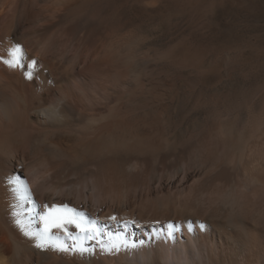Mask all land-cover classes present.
<instances>
[{
    "label": "bare ground",
    "instance_id": "1",
    "mask_svg": "<svg viewBox=\"0 0 264 264\" xmlns=\"http://www.w3.org/2000/svg\"><path fill=\"white\" fill-rule=\"evenodd\" d=\"M129 1L0 0V57L16 44L24 52L19 68L0 62V264H264V118L209 115L172 130L157 96L144 100L154 94L145 73L108 54L109 20ZM160 164V190L132 193ZM45 205L96 221L103 242L143 245L107 254L82 239L93 254L38 250L28 232L43 229Z\"/></svg>",
    "mask_w": 264,
    "mask_h": 264
},
{
    "label": "rangeland",
    "instance_id": "2",
    "mask_svg": "<svg viewBox=\"0 0 264 264\" xmlns=\"http://www.w3.org/2000/svg\"><path fill=\"white\" fill-rule=\"evenodd\" d=\"M129 4L126 15L114 24L109 20L108 54L123 68L129 55L134 69L151 75H141L154 93L151 97L146 93L144 100L152 103L157 96V107L172 120V130L180 124L188 129L209 115L238 121L264 118V0H130ZM89 79L87 93L98 96V80ZM233 129L239 131L241 126ZM205 139L200 137L199 142ZM161 165L156 166V176L151 171L142 174L145 179L140 175L130 185L132 193L146 196L160 190L165 173Z\"/></svg>",
    "mask_w": 264,
    "mask_h": 264
},
{
    "label": "snow or ice",
    "instance_id": "3",
    "mask_svg": "<svg viewBox=\"0 0 264 264\" xmlns=\"http://www.w3.org/2000/svg\"><path fill=\"white\" fill-rule=\"evenodd\" d=\"M23 49L19 44H16L8 51L9 58L0 57V62L4 63L9 68H19L21 67V62L23 59ZM13 185L20 184L22 182L18 180L10 181ZM19 189L14 187L13 191L16 192ZM27 191V189H24ZM47 211L43 213H36L37 216L43 221V229L36 231H29L28 234L33 236L36 240L35 247L41 251H47L55 249L57 252H75L78 255L85 256L94 253L93 248L85 247L81 240H97V244L100 249L107 254L119 253L121 251L136 250L138 247L143 245V241L139 245L136 243L129 244L121 236L117 235L115 238L109 236L107 242H103L102 239H97L102 237L103 233L101 229L97 226V222L94 220L87 219L82 214L77 213L76 210L68 208L67 205H48L44 206ZM113 221L116 217H111ZM15 223L20 224V220H15ZM134 223V222H133ZM74 226L80 233L83 234L82 237L75 236L69 231V227ZM204 226L202 225L201 228ZM57 230V233H62L68 239L74 241L73 245H66L57 233L53 230ZM168 237H173V232L175 226L172 224L168 225ZM189 231L192 228L189 227ZM55 237V238H54ZM157 238H159L157 236Z\"/></svg>",
    "mask_w": 264,
    "mask_h": 264
}]
</instances>
